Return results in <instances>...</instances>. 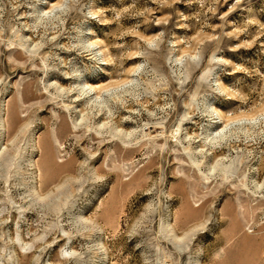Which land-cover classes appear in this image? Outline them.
<instances>
[{
  "label": "rangeland",
  "instance_id": "374dc122",
  "mask_svg": "<svg viewBox=\"0 0 264 264\" xmlns=\"http://www.w3.org/2000/svg\"><path fill=\"white\" fill-rule=\"evenodd\" d=\"M0 264H264V0H0Z\"/></svg>",
  "mask_w": 264,
  "mask_h": 264
},
{
  "label": "bare ground",
  "instance_id": "6f19581e",
  "mask_svg": "<svg viewBox=\"0 0 264 264\" xmlns=\"http://www.w3.org/2000/svg\"><path fill=\"white\" fill-rule=\"evenodd\" d=\"M92 45H97V44H92ZM95 88H93V87H90V90H94ZM155 131H157V130H154V132ZM156 133V132H155ZM153 134V133H152ZM157 135H159L158 133H157Z\"/></svg>",
  "mask_w": 264,
  "mask_h": 264
}]
</instances>
